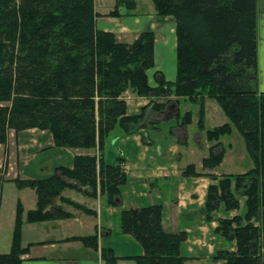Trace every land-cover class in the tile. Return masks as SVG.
I'll return each instance as SVG.
<instances>
[{"label": "trees", "instance_id": "trees-1", "mask_svg": "<svg viewBox=\"0 0 264 264\" xmlns=\"http://www.w3.org/2000/svg\"><path fill=\"white\" fill-rule=\"evenodd\" d=\"M159 18L177 22V81L163 79L158 88L149 84L148 70L155 67V33L147 29L128 43L113 32L97 27L99 14L95 0H0V144H6L10 130L38 128L53 134L56 146L71 150L99 148L101 155L77 156L71 169L57 168L53 176L40 180H20L19 188L38 194L37 209L28 213L29 222L71 217L63 203L93 213L62 193L74 180L83 192L108 197L119 206L121 188L128 182L118 156L105 161L107 139L115 128L127 135L154 129L147 108L140 115H128L125 95L154 96L152 109H167L170 97H184L200 105L198 128L205 130L207 99L215 100L243 136L254 168L244 174L210 175L218 181L208 190L206 220L224 208L238 211L246 197V213L220 219L215 234L236 250L218 249L212 257L223 264H264V92L259 91L257 0H154ZM135 0H116L108 15H134ZM157 100H163L158 103ZM177 119L192 123L191 112ZM231 124L207 131L210 142H218L205 159V168L219 166L225 150L219 141L232 134ZM0 172L2 169L0 168ZM185 176H202L194 165ZM91 189V191H90ZM50 208V209H49ZM22 205L18 207L12 250L0 253V264H21L28 252L21 245ZM257 222L258 224H255ZM121 231L132 235L144 249L133 257L135 264H186L181 248L186 232H167L163 209L151 206L124 210ZM97 249V236L73 237ZM108 264L116 258L103 251ZM130 260V259H127Z\"/></svg>", "mask_w": 264, "mask_h": 264}, {"label": "crops", "instance_id": "crops-1", "mask_svg": "<svg viewBox=\"0 0 264 264\" xmlns=\"http://www.w3.org/2000/svg\"><path fill=\"white\" fill-rule=\"evenodd\" d=\"M136 3L134 15L123 18L106 15L109 21L100 26L97 21V27L101 31L115 33L120 40L128 43L134 42L143 31L153 30L156 36L155 67L147 72L149 84L155 89L163 79L174 83L178 71L177 22L170 16L161 20L156 9L143 14L138 11ZM115 4L116 0L114 7ZM257 27L259 84L264 86V0H257ZM125 98L128 115H140L147 108V121L159 124L154 129L143 130L147 139L142 133L127 135L120 127L115 128L107 139L105 161L114 163L118 156L126 160L124 168L129 179L121 188L119 206L111 205L108 197L101 195L99 189L97 197L92 198L83 192L85 189L89 191V188L80 190L81 186L76 181L66 179L71 187L63 191V199L78 203L93 213L63 203L59 197L55 200V206L62 207L71 217L29 222L28 213L37 209L38 194L32 188H19L17 179H47L54 175L57 168L72 170L77 156L99 157L101 153L98 147L77 150L58 147L48 130L9 131L6 144H0V221L5 220L6 207L13 202L6 216V231L0 236V253L12 250L18 207L22 205L21 245L28 252L21 257V264H108L109 261L103 256L105 250L114 255L115 264H135L132 258L143 255L144 249L132 235L121 231V213L124 210L161 206L165 230L171 233L186 232L188 235L181 248L182 255L188 259L186 264L211 261L216 264L212 257L225 242L215 234V229L220 219L240 214H233L237 211L227 213L221 208L213 221L206 220L208 190L211 185L218 184L210 175H231L220 172L226 165L240 170L247 153L243 156V146L240 149L231 146L226 150L222 144L224 136L219 141L225 150L222 163L215 168H205L203 161L210 157L212 146L218 143L208 140L207 131L229 123L234 133L235 125L212 99L205 101V130L200 131V105L187 98L170 97L172 102L160 113L152 109L154 96H138L128 92ZM157 101L163 103V100ZM191 105L198 108L197 114L191 110ZM189 112L193 115L192 123L182 127L181 119L176 116L179 113L184 117ZM209 119H216L219 125L207 128ZM190 165H194L196 172L202 176H185L183 172ZM8 194H13L14 199H7ZM240 210H243L242 205ZM90 236H97V249L86 246L82 241L68 240Z\"/></svg>", "mask_w": 264, "mask_h": 264}, {"label": "rangeland", "instance_id": "rangeland-1", "mask_svg": "<svg viewBox=\"0 0 264 264\" xmlns=\"http://www.w3.org/2000/svg\"><path fill=\"white\" fill-rule=\"evenodd\" d=\"M138 2V11L143 13V14H148L152 11H154L156 9L155 6V2L154 0H136ZM96 2V11L99 14V18H98V24L99 26L101 24L107 23L109 21V18H106V15H108V13L113 10L114 8V3L115 0H95ZM170 22H172V20H170ZM159 37V36H158ZM124 39H121V41H123ZM259 91L260 92H264V86L262 84H259ZM216 103V102H213ZM216 105H218L216 103ZM198 108L195 105H191V110H193L195 112V114H197V110ZM219 125V122L216 119H209L207 122V128L211 129L214 128L216 126ZM234 127V133L230 134L229 136H225L223 141V146L226 150H228L231 146L232 148H234V146H237L238 149L241 148V146H243V156L246 154V156H244L243 158V164L241 166V169H235L233 167H230L228 165H226L224 168H222L220 170L221 173H226V174H241V173H245L248 172L249 170H251L254 167V161L250 156V153L247 152L248 148L246 147V142L243 138V136L240 134V132L238 131V129ZM14 195L13 194H8L7 195V199H14ZM5 199H6V195H5ZM4 199V200H5ZM246 201L247 198L246 197H242L241 200V205L243 206V210H238L237 212H234V215L240 214L243 216L246 213ZM13 200L9 203V205L6 207V211H5V220L0 221V236L3 235L6 231V225H7V214L10 211L11 208V204H12ZM255 224H258L257 222H255ZM224 241V240H223ZM219 247L222 248H229L230 250H236V246L235 244H230L227 245L225 243V245H220ZM208 262H205L204 264H207ZM213 262H209L208 264H212ZM216 264H223L222 261L220 262H215ZM134 264V263H132Z\"/></svg>", "mask_w": 264, "mask_h": 264}]
</instances>
